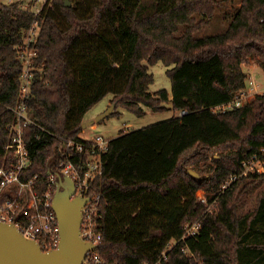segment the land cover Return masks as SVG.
I'll return each instance as SVG.
<instances>
[{
	"label": "trees",
	"instance_id": "1",
	"mask_svg": "<svg viewBox=\"0 0 264 264\" xmlns=\"http://www.w3.org/2000/svg\"><path fill=\"white\" fill-rule=\"evenodd\" d=\"M68 1L50 0L37 16L38 69L25 128L31 164L24 179L39 175L44 191L50 174L61 175L64 145L83 139L85 115L109 94L112 115L121 108L138 116L146 107L164 110L169 92L150 91L154 75L145 64L163 61L182 115L111 138L103 174L90 190L103 193L99 252L107 264H264V189L241 211L264 173L234 182L213 211L197 197L203 189L213 199L264 147V92L243 106L214 110L247 86L246 59L264 68V0H240L224 32L203 36L196 33L220 0ZM35 18L20 1L0 0V164L11 151L9 107L18 103L21 83L17 46ZM197 220L199 233L183 238L186 223Z\"/></svg>",
	"mask_w": 264,
	"mask_h": 264
},
{
	"label": "built area",
	"instance_id": "2",
	"mask_svg": "<svg viewBox=\"0 0 264 264\" xmlns=\"http://www.w3.org/2000/svg\"><path fill=\"white\" fill-rule=\"evenodd\" d=\"M37 1L40 5L35 8L22 4L23 8L34 11L36 18L26 29L21 44L17 46L22 75L18 103L9 107L15 113L14 121L8 125L11 140L6 149L11 151L5 162L0 164V221L14 223L27 238L36 240L43 251H50L58 248L61 242V226L54 208L59 177L50 174V182L44 191L38 189L39 175L24 179L26 169L31 164V153L25 141V128L32 122L28 114V104L38 69L36 60L39 54L41 22L37 16L50 0ZM258 86L257 81L250 78L246 87L239 90L230 101L215 106L214 110L225 111L243 106L257 94ZM86 130L84 128L81 134L82 140H70L64 145L58 167L62 176H70L75 182V193L72 197L88 198L83 208L81 238L98 247L87 252L83 264H107L99 252V245L103 241V193H91L90 190L103 174V155L109 149L111 138L103 134L86 137L83 135ZM261 173H264V147L243 161L241 171L232 173L213 199L206 192L200 194L198 199L208 211H213L217 207L219 196L234 182ZM185 227L183 238L191 237L199 233L201 222H187ZM144 264H160V260Z\"/></svg>",
	"mask_w": 264,
	"mask_h": 264
},
{
	"label": "rangeland",
	"instance_id": "3",
	"mask_svg": "<svg viewBox=\"0 0 264 264\" xmlns=\"http://www.w3.org/2000/svg\"><path fill=\"white\" fill-rule=\"evenodd\" d=\"M15 1H20L23 5H29L31 8H35L40 5V2L37 0H5L6 3ZM240 5V0H220L216 13L209 20V23L196 33V36L224 32L228 28L233 15L238 10ZM183 28L184 25H181V32ZM145 64L149 65V70L154 75V81L150 85V91L152 93H156L161 89H166L169 92V100L165 102L166 108L161 111H155L149 107H146V113L142 116H138L126 109L121 108L119 109V114H111L101 122L87 126V130L83 133L84 136L92 137L97 134H103L105 137L114 138L119 135L121 130L138 129L170 119L174 116L182 115V111H176L173 106L172 80L168 74V69L170 66L166 65L163 61H158L154 64H149L145 61ZM243 68L247 73V82L250 80V78L256 80L259 84L257 94L263 93L264 68L260 66L257 60L252 58L246 59L243 62ZM254 97L255 96H253L251 100ZM112 98L113 95L109 94L99 101L93 108H91V110H89L85 115V122L94 120L97 116L106 112L113 105ZM262 189H264V181L262 185L250 189L249 194H247L244 198L241 208L242 213H246L251 207L255 205L257 194ZM203 192H205V190H198L197 197L199 198V195L203 194Z\"/></svg>",
	"mask_w": 264,
	"mask_h": 264
},
{
	"label": "water",
	"instance_id": "4",
	"mask_svg": "<svg viewBox=\"0 0 264 264\" xmlns=\"http://www.w3.org/2000/svg\"><path fill=\"white\" fill-rule=\"evenodd\" d=\"M66 3L70 5L68 0ZM114 108L113 104L94 120L84 122L83 127L101 122L113 113ZM188 171L199 176L192 169ZM58 177L54 208L61 226L59 247L43 251L36 240L27 238L14 223L0 221V264H83L87 252L97 249L98 246L81 238L83 208L88 198L72 197L74 180L67 175Z\"/></svg>",
	"mask_w": 264,
	"mask_h": 264
}]
</instances>
